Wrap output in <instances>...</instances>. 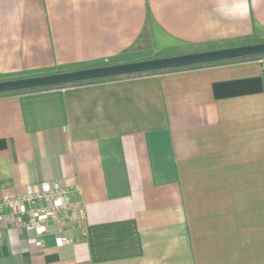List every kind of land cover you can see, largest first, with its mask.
<instances>
[{
	"label": "crops",
	"instance_id": "1",
	"mask_svg": "<svg viewBox=\"0 0 264 264\" xmlns=\"http://www.w3.org/2000/svg\"><path fill=\"white\" fill-rule=\"evenodd\" d=\"M252 34L264 0H0V79ZM45 182L85 222H2L0 264H264V60L0 98V190Z\"/></svg>",
	"mask_w": 264,
	"mask_h": 264
},
{
	"label": "built area",
	"instance_id": "2",
	"mask_svg": "<svg viewBox=\"0 0 264 264\" xmlns=\"http://www.w3.org/2000/svg\"><path fill=\"white\" fill-rule=\"evenodd\" d=\"M81 188H67L60 182L27 186L24 192L10 196L0 190V223L9 222L26 232L42 236L51 225L79 227L86 220ZM68 240L59 238V245Z\"/></svg>",
	"mask_w": 264,
	"mask_h": 264
},
{
	"label": "water",
	"instance_id": "3",
	"mask_svg": "<svg viewBox=\"0 0 264 264\" xmlns=\"http://www.w3.org/2000/svg\"><path fill=\"white\" fill-rule=\"evenodd\" d=\"M259 55H264V44L176 55L126 64L109 65L44 76L0 81V93L166 70Z\"/></svg>",
	"mask_w": 264,
	"mask_h": 264
},
{
	"label": "trees",
	"instance_id": "4",
	"mask_svg": "<svg viewBox=\"0 0 264 264\" xmlns=\"http://www.w3.org/2000/svg\"><path fill=\"white\" fill-rule=\"evenodd\" d=\"M257 44H264V34L262 35L252 34L250 36L239 38V39L232 40V41L225 42V43H208V44H204L201 46H190V47L185 48V50L180 55L191 54V53H201V52H207V51H215V50H220V49L236 48V47L250 46V45H257ZM163 57H169V56L161 52H143L139 54L138 56H136L134 59H127L124 56H119L112 61L111 65L126 64V63L145 61V60H151V59H159ZM261 60H264V55L235 58V59L223 60V61H218V62L203 63V64L191 65V66H186V67L171 68V69H166V70H158V71L137 73V74H131V75L117 76V77H108V78H103V79L87 80V81H81V82H76V83L54 85V86H48V87H39V88H33V89H28V90L6 92V93H0V98L28 94V93H37V92L48 91V90H58V89H65V88H71V87H79V86H84V85H94L98 83H105V82L124 80V79H133V78L145 77V76H150V75L177 73V72L198 70V69H204V68H210V67L230 65V64L261 61ZM98 66H102V65H98ZM44 75H49V74L48 73H33V74L25 75V76L9 75L6 78L0 79V81L16 80V79L44 76Z\"/></svg>",
	"mask_w": 264,
	"mask_h": 264
},
{
	"label": "rangeland",
	"instance_id": "5",
	"mask_svg": "<svg viewBox=\"0 0 264 264\" xmlns=\"http://www.w3.org/2000/svg\"><path fill=\"white\" fill-rule=\"evenodd\" d=\"M135 57H133V58H130V59H134Z\"/></svg>",
	"mask_w": 264,
	"mask_h": 264
}]
</instances>
